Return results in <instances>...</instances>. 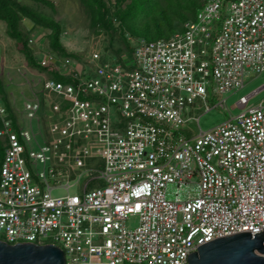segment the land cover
<instances>
[{"label":"built area","instance_id":"1","mask_svg":"<svg viewBox=\"0 0 264 264\" xmlns=\"http://www.w3.org/2000/svg\"><path fill=\"white\" fill-rule=\"evenodd\" d=\"M129 42V62H43L76 84L44 80L53 98L26 102L27 129L0 102V240L55 246L64 264H188L216 239L263 233L264 103H248L264 82L236 114L222 97L264 72V0H205L181 32ZM216 107L228 119L202 131L196 111ZM82 178L80 194L53 196Z\"/></svg>","mask_w":264,"mask_h":264},{"label":"rangeland","instance_id":"2","mask_svg":"<svg viewBox=\"0 0 264 264\" xmlns=\"http://www.w3.org/2000/svg\"><path fill=\"white\" fill-rule=\"evenodd\" d=\"M54 4V10L49 9L45 6H38L37 9L42 11L46 15L53 18L55 21L59 22L63 28V32L61 35V43L62 46L68 53L76 55L78 61L75 60L74 64L85 65L87 69H91L90 66L87 65L90 54L93 52H99L103 54L109 61L115 58V56H111L115 54L116 51L122 49V56H126L125 59L127 62L131 59V51L129 53L125 52L126 46L122 44V41L118 38V32H112L113 40L110 42L109 35L103 29H96L92 25L91 16L87 14L84 10V7L78 2V0H51ZM176 3V0H172ZM198 4H203L204 0H192ZM110 3L111 0H110ZM172 3V5L174 4ZM173 7V6H172ZM169 12H171V7L168 8ZM168 12V17L172 16V13ZM174 16H172L173 18ZM22 26L25 31H30V41L29 45L31 46L34 55L41 62L46 64V61L49 57H54L53 54L50 53L48 35L50 31L46 30H37L33 28V25L30 21L24 20L22 21ZM179 27H177L178 29ZM6 25L4 22H0V80H1V96H4V103L8 104L12 109L15 110L16 115L18 116L17 122L19 128L27 129L30 125V122L24 117V105L26 102L33 101V95H38V99L41 100L40 92L42 91L43 81L44 79H48L45 75H36L35 71L26 67V62L24 57L18 51L19 48L16 45L14 40H11L7 37L6 33ZM166 32V31H165ZM164 32V33H165ZM111 35V34H110ZM165 34L157 35L153 33V35L149 36V39H159L165 37ZM134 39V37L127 36V40L130 41ZM130 43V42H129ZM132 44V43H131ZM126 53V54H125ZM117 57V56H116ZM58 61L61 57L56 58ZM62 60V59H61ZM71 60V59H70ZM80 65V64H79ZM84 66V67H85ZM55 69V66L53 65ZM264 82V72L260 75H256L254 73L248 74L244 79V87L227 96H223L222 99H225L226 110H229L230 114H236L238 110L236 108H232L233 105L237 102L239 97L246 96L253 92L254 90L260 88ZM2 99V98H1ZM219 97H213L209 94V98L207 100V104L209 107H213L217 105L219 100H222ZM59 99H57L58 101ZM51 101V99H50ZM49 101V102H50ZM60 101V100H59ZM49 102L47 104L49 105ZM258 103H264V89L261 90L258 94L253 96L249 100V105H255ZM47 105V106H48ZM223 108L216 107L207 113H203L202 111H196V115L200 116L199 119V128L202 131H206L213 126L225 121L228 119V111ZM49 113V112H47ZM50 114L54 117L52 112ZM46 111L41 110L37 118L40 121H45ZM114 117V115H113ZM34 130L38 129L36 121L33 120L31 122ZM190 128L194 131H197V126L195 122H191L189 124ZM40 129L43 131L44 126L43 123H39ZM40 141V140H39ZM0 158H2V152L0 150ZM38 169H42L40 165L37 167ZM86 178L80 179L77 184L70 187L66 192L63 189H57L53 191V196H64L67 193L72 194H80L81 188ZM195 188L194 185H191L189 188L181 187L179 189V197L180 199H185L187 195H192L190 193L191 190ZM175 186H169L168 192L171 193V198H174V193L176 192ZM126 225L128 228H134L138 225L137 217H130L126 220Z\"/></svg>","mask_w":264,"mask_h":264},{"label":"trees","instance_id":"3","mask_svg":"<svg viewBox=\"0 0 264 264\" xmlns=\"http://www.w3.org/2000/svg\"><path fill=\"white\" fill-rule=\"evenodd\" d=\"M78 2L84 7L85 12L91 16L93 27L105 30L110 37V42L113 40L112 32L119 33L118 38L126 46L125 52L127 53L131 51V44L127 40V36L141 37L151 41L157 40L149 39V36L153 33L159 36L166 33L165 37L159 39H167L175 33L181 32L184 22L193 19L202 6V4L192 0H176V3L172 0H111L112 3H110V0H78ZM172 3L174 4L172 5ZM38 6H45L54 10V4L51 0H0V22H4L6 25L5 33L8 38L15 41L19 48L18 51L25 59L26 67L35 71L36 75L42 74L48 79L63 84H76L75 80L63 76L58 70L54 69L52 64L42 65L29 45L30 31L23 29L22 21L24 20L30 21L33 28L37 30L50 31L48 35L49 49L55 58L49 57L48 59L54 61L57 57H61V59L67 58L78 61L79 58L68 53L62 46L63 28L61 24L39 11ZM170 7L171 12L168 10ZM168 12L172 13L174 17H168ZM177 27L179 28L177 29ZM122 51L120 49L111 56L120 58ZM102 57H104L103 54ZM1 87L0 80V93H2ZM1 95L0 102L6 108L8 118L13 123L16 122L18 116L15 110L4 103V96ZM40 95L42 98L39 100L42 105H46L53 98V96L49 97L50 99L47 98L46 94L42 92H40ZM0 150L2 152L1 141ZM1 160L2 158H0V164Z\"/></svg>","mask_w":264,"mask_h":264},{"label":"water","instance_id":"4","mask_svg":"<svg viewBox=\"0 0 264 264\" xmlns=\"http://www.w3.org/2000/svg\"><path fill=\"white\" fill-rule=\"evenodd\" d=\"M263 233L243 232L216 239L188 255V264H264ZM0 264H64L63 252L51 245H9L0 240Z\"/></svg>","mask_w":264,"mask_h":264},{"label":"clouds","instance_id":"5","mask_svg":"<svg viewBox=\"0 0 264 264\" xmlns=\"http://www.w3.org/2000/svg\"><path fill=\"white\" fill-rule=\"evenodd\" d=\"M103 58H106V57H103ZM33 98H34V97H33ZM39 101H40V100H39ZM40 103H41V102H40ZM41 105H42V104H41ZM42 106H45V107H46V106H47V104H46V105H42Z\"/></svg>","mask_w":264,"mask_h":264},{"label":"crops","instance_id":"6","mask_svg":"<svg viewBox=\"0 0 264 264\" xmlns=\"http://www.w3.org/2000/svg\"><path fill=\"white\" fill-rule=\"evenodd\" d=\"M251 93H252V92H251ZM233 107H234V105H233ZM233 107H232V108H233Z\"/></svg>","mask_w":264,"mask_h":264}]
</instances>
